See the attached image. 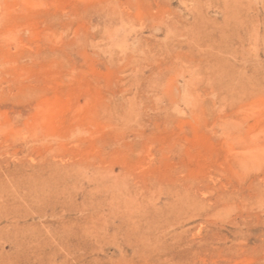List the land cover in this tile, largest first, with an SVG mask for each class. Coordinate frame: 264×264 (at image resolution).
<instances>
[{
	"label": "rangeland",
	"instance_id": "1",
	"mask_svg": "<svg viewBox=\"0 0 264 264\" xmlns=\"http://www.w3.org/2000/svg\"><path fill=\"white\" fill-rule=\"evenodd\" d=\"M0 264H264V0H0Z\"/></svg>",
	"mask_w": 264,
	"mask_h": 264
}]
</instances>
